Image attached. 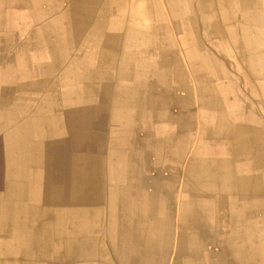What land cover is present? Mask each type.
Masks as SVG:
<instances>
[{"label":"crops","instance_id":"0c3cea01","mask_svg":"<svg viewBox=\"0 0 264 264\" xmlns=\"http://www.w3.org/2000/svg\"><path fill=\"white\" fill-rule=\"evenodd\" d=\"M0 264H264V0H0Z\"/></svg>","mask_w":264,"mask_h":264}]
</instances>
